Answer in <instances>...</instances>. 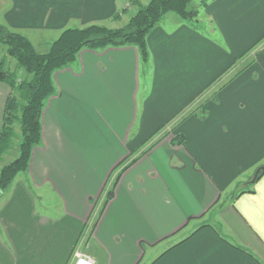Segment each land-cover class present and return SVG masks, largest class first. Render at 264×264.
Segmentation results:
<instances>
[{
	"label": "crops",
	"instance_id": "obj_1",
	"mask_svg": "<svg viewBox=\"0 0 264 264\" xmlns=\"http://www.w3.org/2000/svg\"><path fill=\"white\" fill-rule=\"evenodd\" d=\"M129 2L0 0V23L42 50L125 25ZM190 6L194 22L170 12L148 34L147 64L85 48L55 72L42 141L0 190V264H264V0ZM10 93L0 81V129Z\"/></svg>",
	"mask_w": 264,
	"mask_h": 264
},
{
	"label": "trees",
	"instance_id": "obj_2",
	"mask_svg": "<svg viewBox=\"0 0 264 264\" xmlns=\"http://www.w3.org/2000/svg\"><path fill=\"white\" fill-rule=\"evenodd\" d=\"M192 1L149 0L146 4L137 3L138 7L127 24L115 28L100 24L66 28L45 50H40L27 36L0 23V43L6 47L7 56L16 61L12 67L8 57L0 60V81L11 88L0 129V162L14 147V140L21 138L16 158L0 168V190H7L19 173L28 170L32 152L42 141V114L47 100L55 93L53 76L56 71L73 63L85 48L135 46L142 62L147 64L148 34L170 12L184 21L194 22L198 13L191 8ZM184 142V135H174V144ZM263 174L261 171L251 186ZM119 175L110 180L103 206L113 197ZM239 188L234 198L253 191L248 187Z\"/></svg>",
	"mask_w": 264,
	"mask_h": 264
},
{
	"label": "rangeland",
	"instance_id": "obj_3",
	"mask_svg": "<svg viewBox=\"0 0 264 264\" xmlns=\"http://www.w3.org/2000/svg\"><path fill=\"white\" fill-rule=\"evenodd\" d=\"M148 1L149 0H130V2L126 5V8H125L126 14H128V15L131 16L132 13H134V11H136V9L138 7L137 3L146 4ZM124 20H125V18H124ZM129 20H130V18H129ZM129 20L126 22V24L129 22ZM118 21L119 22H122L121 20H118ZM100 25H102V24H100ZM105 26L110 27L109 25H105ZM112 28H115V27H112ZM38 48H42V47H38ZM43 50H45L44 47H43ZM5 57H8V61L9 62H12L11 63V66L13 67L14 66V63L16 61L13 58L7 56L6 47L2 43H0V60L4 59ZM169 129H165V130H167L170 133V130ZM154 137H156V136H154ZM20 140H21L20 137H17L14 140V145H13L14 147L12 148V150L8 154L4 155V157L2 158V160L0 162V168L3 167L4 165L10 163L13 159L16 158V156L18 154V147H19ZM238 185H240V184H238ZM238 185H237V187H238ZM237 187H235L234 190H237ZM230 200H234V198L230 196ZM101 207L102 206L100 205V208Z\"/></svg>",
	"mask_w": 264,
	"mask_h": 264
},
{
	"label": "built area",
	"instance_id": "obj_4",
	"mask_svg": "<svg viewBox=\"0 0 264 264\" xmlns=\"http://www.w3.org/2000/svg\"><path fill=\"white\" fill-rule=\"evenodd\" d=\"M73 264H95V259L83 251H76Z\"/></svg>",
	"mask_w": 264,
	"mask_h": 264
},
{
	"label": "water",
	"instance_id": "obj_5",
	"mask_svg": "<svg viewBox=\"0 0 264 264\" xmlns=\"http://www.w3.org/2000/svg\"><path fill=\"white\" fill-rule=\"evenodd\" d=\"M261 171H264V165L261 166L260 168H258V170L256 171V174H255L254 179L252 180V182L255 181V178L257 177V175H258Z\"/></svg>",
	"mask_w": 264,
	"mask_h": 264
}]
</instances>
